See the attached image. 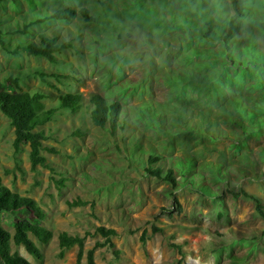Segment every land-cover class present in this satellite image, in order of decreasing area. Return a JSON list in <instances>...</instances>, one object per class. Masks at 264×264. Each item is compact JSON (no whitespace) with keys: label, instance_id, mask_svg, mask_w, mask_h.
Segmentation results:
<instances>
[{"label":"rangeland","instance_id":"obj_1","mask_svg":"<svg viewBox=\"0 0 264 264\" xmlns=\"http://www.w3.org/2000/svg\"><path fill=\"white\" fill-rule=\"evenodd\" d=\"M69 6L86 7L95 21L77 14L37 23ZM247 10L225 54L219 17L232 14L229 0L0 1L9 49L0 48V79L46 94L47 108L66 93L85 97L81 111L60 110L43 127L44 146L57 152H42L51 170L31 169L28 145L16 152L0 112L3 184L34 198L54 233L48 244L31 235L41 261L13 241L12 252L31 264H77V246L59 255L58 235L67 232L85 237L87 264L105 227L117 236L114 247L95 250L96 264H264L263 220L252 201L234 196L264 203V0H247ZM30 24L29 35L16 33ZM39 34L74 48L56 64L11 53ZM96 93L122 106L114 134L91 121ZM151 156L160 159L153 167L173 169L175 188L146 172ZM25 216L3 214V227L13 235L14 219Z\"/></svg>","mask_w":264,"mask_h":264},{"label":"trees","instance_id":"obj_2","mask_svg":"<svg viewBox=\"0 0 264 264\" xmlns=\"http://www.w3.org/2000/svg\"><path fill=\"white\" fill-rule=\"evenodd\" d=\"M2 1V0H0ZM17 3L21 0H11ZM28 1V0H23ZM195 1V0H194ZM208 1V0H207ZM232 9V14L228 17H219L220 23L226 27V33L223 36L224 47L227 49L225 54L231 49L229 42L235 38V35L243 22L249 20L247 10V0H229ZM194 3V2H193ZM192 3V4H193ZM219 6H221L219 4ZM80 14L86 22H94L95 18L90 14L86 7L76 10L73 7L60 8L43 19H38L37 23H45L51 19L57 21H71ZM32 25H25L23 30L16 33L29 35ZM0 48L9 51L8 41L5 38V33L0 30ZM74 45L70 41L60 42L57 37L46 34H39L36 41L24 42L16 47L11 52L16 55L19 51L24 52L28 56L41 57L52 64H56L58 59L57 54H61L65 50L73 49ZM229 49V50H228ZM41 76L46 74L40 73ZM57 77V76H55ZM19 79L14 77L0 79V112L4 114L14 128L15 139L13 142L16 152L21 150V147L28 145L30 148L29 158L31 169L36 171L38 167L52 169L47 162V158L42 154L43 151L49 153H57L54 148H46L44 142L48 140L46 131L43 129L45 125L52 122L60 110L78 113L82 110L85 102V97L81 93H66L58 96V105L47 108L44 103L48 96L42 92H24L19 91ZM91 105L90 118L92 123L101 129H109L113 134L117 131L119 121L122 115V106L119 102H110L101 94H92L89 97ZM160 162L158 157H149L150 167L146 172L156 177L161 181L168 182L173 188L177 186V180L173 169L164 171L161 167H153ZM64 183L62 180L59 182ZM242 195L254 203L255 213L263 220L264 223V203L263 201L248 192L234 194V196ZM174 203L178 204V200L174 197ZM78 205H84L80 203ZM179 205V211H181ZM20 212H26L24 218H15L13 221L14 234L12 235L3 227V214L17 215ZM47 218V213L39 205V203L31 197L22 196L19 193L12 191L9 187L3 184L0 176V264H31L26 258L17 252H12V241L16 246H23L28 254L32 255L36 260L41 261L44 258L43 252L37 247L31 239V235L36 237L41 243L48 244L54 237V233L43 222ZM161 231L159 228L153 227L152 233L156 234ZM97 232L104 238V242H97L95 247L87 251V264L95 263V250L101 247H114L112 238L117 236L113 229L105 227L97 228ZM264 236V230L262 231ZM60 257H63L65 251L78 247L77 264H80L84 256L85 237L73 236L67 232H62L58 235ZM143 244L147 241V232L144 231L141 236ZM118 254V252H115Z\"/></svg>","mask_w":264,"mask_h":264}]
</instances>
